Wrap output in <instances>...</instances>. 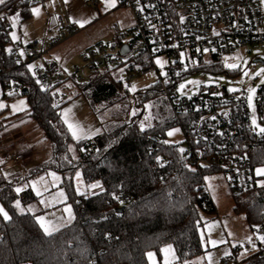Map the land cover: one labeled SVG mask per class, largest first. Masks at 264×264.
Instances as JSON below:
<instances>
[{"label": "trees", "instance_id": "16d2710c", "mask_svg": "<svg viewBox=\"0 0 264 264\" xmlns=\"http://www.w3.org/2000/svg\"><path fill=\"white\" fill-rule=\"evenodd\" d=\"M0 46L4 48L1 41ZM136 64L142 69L151 67V62L145 59H137ZM121 65L106 67L90 83L77 85L91 107L94 103L110 99L116 103L121 99L125 87L111 74ZM6 66H15V63L7 59ZM204 69L228 75L238 71L225 68L222 63ZM127 71L132 69L129 67ZM10 77L27 87L23 95L28 114L51 144V158L31 174L62 175L75 220L51 235L46 234L33 214L17 210V200L34 199L31 190L17 194L14 187L19 181L0 178V203L9 217L4 219L0 215V264H148L146 253L158 252L167 243L173 244L180 260L203 252L199 228L200 211L205 209L196 187L216 171L187 166L182 151L164 142L166 130L176 124L174 116L161 112L151 124H144L141 110L92 140L82 141L77 145L78 157L73 160L69 134L52 98V92L60 85L42 89L34 75L19 66ZM156 92L151 89L144 96L138 92L134 98L138 104H144ZM89 144L94 147L91 156L85 154ZM81 147L85 148L81 150ZM248 157L253 169L264 165V143L249 151ZM161 160L165 163L160 164ZM77 170L84 182H100L103 192L90 198H84L83 193L74 197L70 180ZM119 194L130 195L131 202L119 203L116 198ZM232 197L233 211L245 216L249 228L264 229V185H257L253 177L248 190ZM243 263L264 264V257L255 252Z\"/></svg>", "mask_w": 264, "mask_h": 264}, {"label": "rangeland", "instance_id": "374dc122", "mask_svg": "<svg viewBox=\"0 0 264 264\" xmlns=\"http://www.w3.org/2000/svg\"><path fill=\"white\" fill-rule=\"evenodd\" d=\"M260 4L264 11V0H260ZM34 8L39 9L38 15L33 14ZM17 13L19 19L15 25L9 19L8 35L11 42L15 43L20 39L37 41L39 44L37 51H47L29 63L28 70L34 76L35 68L41 67L44 60L54 59L58 62L63 61V70L69 74L72 66H80L79 55L85 47L98 42H110L119 33L134 25L132 11L125 6H120L119 0H115L114 7L107 8L105 0H42L38 4L18 8L10 17ZM59 16L66 18L69 22H75L79 30L72 37L50 47L51 41L58 35L56 19ZM79 22H83V26ZM13 33H15V39ZM10 46L11 43L4 46L7 52ZM255 57L264 60L263 47L256 45L236 50L232 55L221 60L225 68L238 70L235 75L219 72L216 75L210 74L209 77L197 74L180 78L177 89L191 95L195 88L212 83L226 85L229 90L244 87L251 120H255L253 123L262 127L263 125L257 122L256 99L260 82L264 81V73H261L264 65L253 64ZM157 60L162 62V66L157 64ZM229 65H236V67H229ZM167 66L168 62L165 58L156 56L151 68L145 73L137 71L138 67L134 60L124 62L117 69L112 70L113 77L122 81L125 87L120 95L121 99L116 103H111L110 99L94 103L91 107L77 85L65 82L58 86L54 93L65 94L66 98H60L55 102L58 106L57 114L69 134L70 145L74 149L73 160L78 157L77 145L82 141L92 140L103 131L126 122L141 110L144 124H151L161 112L172 115L167 100L165 101L164 95L159 91L160 83L166 82L168 78ZM129 67L132 69L131 72L127 71ZM131 75L132 78H129ZM181 85L184 87L181 88ZM151 89L158 90L155 97L144 104H138L134 98L135 94L141 92L144 96ZM249 95L252 96L251 103L248 100ZM28 113V104L23 92H10L0 82V178L19 181L14 187L17 194L27 189L31 190L34 199L24 197V200L16 201L18 212L33 214L40 226V219L43 218L45 225L53 233L74 222V207L69 201L61 174L54 172L31 174L32 170L51 158L52 149L49 139ZM65 120L78 126L79 139L73 137ZM177 129L179 131H176ZM169 132L173 135H169ZM164 142L175 146L180 151L186 148L184 134L177 124L166 130ZM84 148L81 147V150ZM14 157L18 158L15 162L11 160ZM259 169H264V165L254 168L255 182L261 186L264 185V174H258ZM83 183L81 172L79 170L73 172L70 188L74 197L83 193ZM204 183L217 202V211H200L202 225L199 228V235L203 252L195 257L180 260L176 256L173 244L167 243L158 252L150 250L146 253L148 264H222V260L231 258L233 255H236L238 260H244L257 250L256 245H250L251 231L245 216L233 211L232 192L225 174L215 172L207 176ZM0 208L6 212L1 203ZM68 208L71 209V218L66 211ZM0 215L4 218L3 213ZM41 228L45 232L44 228ZM213 241L216 243L213 244ZM246 246H249L248 249ZM165 249H171V251L165 253Z\"/></svg>", "mask_w": 264, "mask_h": 264}, {"label": "built area", "instance_id": "2783aa9c", "mask_svg": "<svg viewBox=\"0 0 264 264\" xmlns=\"http://www.w3.org/2000/svg\"><path fill=\"white\" fill-rule=\"evenodd\" d=\"M41 1L10 0L0 7V16L4 17L0 20V41L4 46L11 43L8 52L0 46V82L9 77L3 85L10 92H27V87L11 78L10 74L16 66L29 71V63L44 52L37 51V41L20 39L11 42L8 18L23 3L35 5ZM119 5L132 11L133 27L119 33L110 42H98L84 50L79 55L80 66H72L69 74L61 70L54 60L45 61L41 67L35 68L37 84L42 89L65 82L87 84L106 67L130 60L136 62L137 59L149 60L152 66L156 56L165 58L168 78L160 83L159 91L166 98L175 122L184 134L186 148L182 150L183 161L193 169L207 168L224 173L232 195L240 196L250 188L254 177L248 152L264 143V132H261L264 128V81L260 82L256 99L257 122L262 127L251 120L244 87L233 91L226 85L212 83L199 86L193 94L187 95L177 89V84L180 78L197 74L206 77L216 75L219 72L208 71L204 67L222 63L223 58L236 50L256 45L264 48V11L260 0H119ZM56 24L58 35L50 47L79 30L75 22L61 16L56 19ZM123 47L127 48L126 53H122ZM7 59L13 60L15 66H6ZM136 66L139 73L151 68ZM52 98L57 102L66 96L53 91ZM85 154H94L92 144L86 146ZM11 160L15 162L18 158ZM164 163L165 160H161L160 164ZM103 190L98 181L83 183L84 198L93 197ZM196 191L204 202L205 211L215 209L204 182L196 187ZM116 198L123 205L131 202L128 194H119ZM250 231V245H256L255 252L264 257V241L259 239L264 237V229L255 226ZM246 247L248 249L249 246ZM244 260L233 255L222 260V264H244Z\"/></svg>", "mask_w": 264, "mask_h": 264}, {"label": "snow or ice", "instance_id": "6c2138e0", "mask_svg": "<svg viewBox=\"0 0 264 264\" xmlns=\"http://www.w3.org/2000/svg\"><path fill=\"white\" fill-rule=\"evenodd\" d=\"M4 3H5V0H0V4H4ZM105 6H106V8L107 7H114L115 6V0H105ZM32 12H33L34 15H38L39 14V9L38 8H34V9H32ZM2 19H4V17L0 16V20H2ZM10 19L12 20L13 25H15L16 21L19 19V14L17 13L15 15L11 16ZM79 23H81V26H83V22H79ZM12 35H13V38L15 39L16 38L15 37V33H13ZM156 62H157V64H161V66H162V62L160 60H157ZM229 67H236V65H229ZM261 73H264V69H261ZM259 74L260 73H258V75ZM183 87H184V85H181V88H183ZM233 91H235V89H233ZM250 91L254 92V90H250ZM248 100H249V103H251V101H252V96L251 95H249ZM253 122L255 123V120ZM65 123H68V121L65 120ZM68 127H69V130L72 132L73 137L76 138V139H79L80 137L77 135L78 126H74L73 124L68 123ZM176 131H179V130L177 129ZM261 132H264V128L261 129ZM168 134L169 135H173L172 132H169ZM257 173L258 174H264V169L257 170ZM77 175H79V174H77ZM97 186L98 185H92V187H97ZM17 191H20V189H17ZM61 195H63V194L61 193ZM66 211L69 213V217L71 218V209L68 208V209H66ZM0 213H3L5 219H9L8 214L6 212H4V210L2 208H0ZM40 223H41V227L44 228L45 232L47 234L51 235V231H49V227L45 225V223L43 221V218L40 219ZM53 230H56V229H53ZM259 239L264 241V237H259ZM212 243L215 244L216 242L213 241ZM164 251H165V253H168V252L171 251V249H165ZM149 255L151 256L152 254H149Z\"/></svg>", "mask_w": 264, "mask_h": 264}, {"label": "crops", "instance_id": "0c3cea01", "mask_svg": "<svg viewBox=\"0 0 264 264\" xmlns=\"http://www.w3.org/2000/svg\"><path fill=\"white\" fill-rule=\"evenodd\" d=\"M83 1H85V0H83ZM21 7H24V6H21ZM22 11H23V9H22ZM14 12H16V10H15ZM9 19H10V18H8V23H9V26H10V21H9ZM91 46H93V45H90V46L85 47L84 50H86L87 48H89V47H91ZM84 50H83V51H84ZM83 51H82V52H83ZM43 52H44L43 54H45L47 51L43 50ZM82 52H81V53H82ZM81 53H80V54H81ZM60 60H61V59H60ZM45 61H47V60H44L43 62H45ZM54 61L57 62L59 68H60L61 70H63V66H64L63 63H64V62H63V61H59V62H58V61L55 60V59H54ZM63 71H64V70H63ZM64 72H65V71H64ZM207 190H208L209 195H210V197H211V199H212V201H213L215 211H217V202H216L214 196H212L210 190H209L208 188H207Z\"/></svg>", "mask_w": 264, "mask_h": 264}, {"label": "water", "instance_id": "95a60500", "mask_svg": "<svg viewBox=\"0 0 264 264\" xmlns=\"http://www.w3.org/2000/svg\"><path fill=\"white\" fill-rule=\"evenodd\" d=\"M121 51H122V53H126L127 52V48H125V47H123L122 49H121ZM252 63L253 64H263L264 65V60H262V59H260V58H257V59H254L253 61H252ZM25 92H23V94H24ZM122 210V208H119V211H121Z\"/></svg>", "mask_w": 264, "mask_h": 264}]
</instances>
